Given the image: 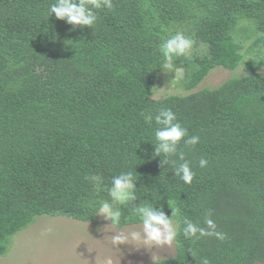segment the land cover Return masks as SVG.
I'll return each instance as SVG.
<instances>
[{"label":"trees","instance_id":"trees-1","mask_svg":"<svg viewBox=\"0 0 264 264\" xmlns=\"http://www.w3.org/2000/svg\"><path fill=\"white\" fill-rule=\"evenodd\" d=\"M54 2L0 0V254L36 217L94 221L113 177L131 171L136 200L114 205L115 228L140 225L137 204L178 209L175 253L151 264H264V58L244 59L238 40L249 24L242 38L264 50V0H112L75 30L48 16ZM177 31L194 41L172 61L187 94L152 99L159 47ZM217 67L244 73L193 92ZM162 108L200 137L177 149L191 184L155 155L146 116ZM209 211L226 238H185L184 220L204 226Z\"/></svg>","mask_w":264,"mask_h":264},{"label":"rangeland","instance_id":"rangeland-1","mask_svg":"<svg viewBox=\"0 0 264 264\" xmlns=\"http://www.w3.org/2000/svg\"><path fill=\"white\" fill-rule=\"evenodd\" d=\"M245 27L247 32L250 25L246 24ZM243 30L238 33V40L244 59L264 58V50L259 46L252 47L254 37L242 38ZM243 73L242 67L234 72L217 67L193 92L215 88L231 76H241ZM260 73L264 74V68ZM182 78V70L165 64L158 73L151 98L187 94L180 84ZM139 227L131 225L117 229L100 216L89 223L65 217L39 216L8 240L5 252L0 254V264H151L174 255V242L170 246H152L139 240L126 243L113 240L116 233L126 234Z\"/></svg>","mask_w":264,"mask_h":264},{"label":"clouds","instance_id":"clouds-1","mask_svg":"<svg viewBox=\"0 0 264 264\" xmlns=\"http://www.w3.org/2000/svg\"><path fill=\"white\" fill-rule=\"evenodd\" d=\"M113 7L112 0H55L48 9V16H55L57 20L65 21L67 24L80 28L92 29L97 20L96 10ZM194 41L184 33L177 31L174 35L164 40L159 51L167 62V66H172L174 57L187 56ZM154 119L157 129L155 132L156 145L155 155L163 154L164 159L160 160L161 165L171 163L174 166V173L185 184H191L195 173L192 171L190 163L185 160L183 152L177 153L178 146L183 142L185 146H195L199 143V136H189L188 130L178 121L175 113L171 109H160L153 117L146 116V120L151 122ZM178 155V160L172 159ZM182 161V162H180ZM207 160L201 158L199 166H207ZM91 181L99 183V176L89 177ZM112 186L109 190L111 201H101L96 209V216H100L111 222L115 227L120 224L122 212L115 204L124 205L136 200V181L131 171L121 172L113 177ZM139 218L140 227L138 230L126 234L116 233L113 240L126 243L127 241L147 242L152 246L172 245L176 240L178 231L173 223V217L178 213V209L171 207L172 215L169 218L163 209H157L151 203L145 202L137 204L133 209ZM209 211L204 219V226L198 222L184 220L183 236L191 240H200L206 237H215L224 240L225 234L217 230V225L211 219ZM200 264H210L207 258H202Z\"/></svg>","mask_w":264,"mask_h":264}]
</instances>
